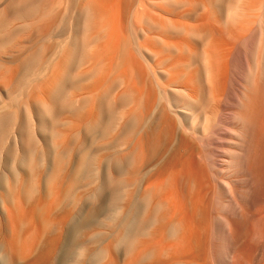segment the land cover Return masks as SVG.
Masks as SVG:
<instances>
[{
	"label": "rangeland",
	"instance_id": "obj_1",
	"mask_svg": "<svg viewBox=\"0 0 264 264\" xmlns=\"http://www.w3.org/2000/svg\"><path fill=\"white\" fill-rule=\"evenodd\" d=\"M263 19L264 0H0L1 258L50 264L76 204L99 203V170L123 188L105 213L144 203L153 225L128 253L120 223L93 227L86 256L260 264Z\"/></svg>",
	"mask_w": 264,
	"mask_h": 264
},
{
	"label": "bare ground",
	"instance_id": "obj_2",
	"mask_svg": "<svg viewBox=\"0 0 264 264\" xmlns=\"http://www.w3.org/2000/svg\"><path fill=\"white\" fill-rule=\"evenodd\" d=\"M9 1V0H8ZM22 1V0H21ZM162 1H167V0H162ZM109 2V1H108ZM21 3V2H20ZM35 5V4H34ZM29 6V5H28ZM27 6V8H28ZM244 7V6H243ZM10 8V7H9ZM27 8L25 9H17L18 12L20 11L21 14H27ZM90 10V9H89ZM15 11V10H14ZM32 11V10H31ZM34 11V10H33ZM38 11V10H37ZM17 12V11H15ZM89 12V11H88ZM32 13V12H31ZM30 13V14H31ZM20 14V13H19ZM89 14V13H88ZM18 16V15H17ZM50 16V15H49ZM22 17V16H21ZM264 21V19H263ZM264 26V25H263ZM1 34V33H0ZM2 36V35H1ZM6 39L7 37H3L0 39V43H4L6 42ZM113 43V42H112ZM82 48V47H81ZM85 49V47H84ZM141 49V48H140ZM86 50V49H85ZM91 51V50H90ZM2 52V51H1ZM79 52V51H78ZM81 52V51H80ZM79 52V54H80ZM85 53V52H84ZM83 54V53H82ZM1 57V56H0ZM4 57V55H3ZM6 58V57H5ZM4 58V59H5ZM41 60V59H40ZM3 62V61H2ZM72 79V78H71ZM74 82V81H73ZM30 83V82H29ZM7 90V89H6ZM60 93V92H59ZM66 93V92H65ZM64 93V94H65ZM64 96V95H63ZM111 108V107H110ZM109 107H106L105 108V113L107 114V116H111L113 114V109L111 110ZM58 116V115H57ZM105 116V115H104ZM58 118V117H57ZM113 118V117H112ZM11 119V118H10ZM107 120V119H106ZM151 120V119H149ZM9 119L7 116L2 115L0 114V133L2 132H5L6 129L9 127V125L11 123H9ZM109 123V122H108ZM248 123V122H247ZM257 125V124H256ZM11 128V127H10ZM257 129V128H256ZM9 130V129H8ZM7 130V131H8ZM27 130V129H26ZM107 130V128H106ZM127 131V130H126ZM254 131V130H253ZM23 132V131H22ZM104 132V131H103ZM248 132V131H247ZM105 133V132H104ZM254 133V132H253ZM256 133V132H255ZM252 134V132H251ZM250 134V135H251ZM1 135V134H0ZM253 136V135H252ZM257 136V135H256ZM254 137V136H253ZM29 138V136L27 137ZM30 139V138H29ZM252 139H255V138H252ZM248 140V139H247ZM252 141V140H251ZM1 142V141H0ZM250 143V142H249ZM253 143V142H252ZM241 147V146H240ZM261 148V147H260ZM243 150V149H242ZM253 152V150H252ZM10 153V152H9ZM252 154V153H251ZM33 156V155H31ZM129 157V156H127ZM130 158V157H129ZM249 158V157H248ZM126 160L123 159V161H121L122 163H120V161H118L120 164H117L115 166L116 168V173L121 176L123 175L124 173L127 172L129 166H130V159L128 158H125ZM122 160V159H121ZM234 161V160H233ZM248 163V162H247ZM250 163V162H249ZM159 164V163H158ZM168 164V163H166ZM164 164V170H166V165ZM171 164V162L169 163ZM191 164V163H190ZM113 165V163H112ZM149 166L151 168V163H147L145 164V166ZM231 166V165H230ZM155 167V166H154ZM186 167V166H185ZM192 167V166H191ZM234 167H237V166H234ZM169 168V167H168ZM190 168V167H189ZM162 169V170H163ZM174 170V169H173ZM186 170V169H185ZM191 170V169H190ZM150 171H152L150 169ZM149 171V172H150ZM149 172L147 174H149ZM161 171H159L160 173ZM165 172V171H164ZM162 172V173H164ZM189 172V171H188ZM146 174V175H147ZM146 175L144 177H146ZM157 176H160V174H156ZM94 176H100L101 179H102V182L99 183V186L101 184V187L99 188L98 190V193H97V197L99 199V203L95 205L96 201L94 202V206L93 207H90L87 208L85 207L81 202V204H76V207L74 208V211H73V215L68 223V225L66 226L63 234L64 236L62 235V241L60 242L59 246H58V252H57V255L54 256V258L52 259V262L50 264H81L84 262V264H100L102 263L101 262V257L104 255L105 252H102L100 253V255L102 254L101 257L96 256V257H88L86 256V252L83 251V248H82V245L81 244V240H79V237L82 236L87 230L93 228V227H105V226H110V227H113L114 225H121L122 229L125 231L123 232L125 235H124V238H123V242H122V249L123 251L127 252L131 250L132 246L134 243H136V241L138 242V240H140L142 237L145 236L146 232L151 228V223L144 217L145 214H143V209H144V203L142 204H139V206L136 208L135 212L132 213V215H129V216H125L123 215V211L121 210H116V212H112L110 213V215H107L105 213V211L103 210V207H102V204H101V201L104 197V195L109 192L112 197L116 194H119L121 193L122 189L121 188H118L117 186H115L114 184V179H112L110 176H108L104 171L103 172H99V170L95 172H92L90 174H88V177H94ZM156 176V177H157ZM95 177V178H96ZM116 177V176H115ZM151 177V174L150 176L147 178L149 179ZM119 178V177H118ZM117 178V179H118ZM92 179V178H91ZM116 179V178H115ZM146 179V178H145ZM144 179V180H145ZM190 180V179H189ZM151 181V180H150ZM143 182V181H142ZM149 182V181H148ZM152 182V181H151ZM118 183V182H117ZM127 193V192H126ZM96 196V195H95ZM10 197V196H9ZM27 196L26 195V199H27ZM92 197V196H90ZM94 197V196H93ZM111 197V198H112ZM145 198L144 197V200H142L143 202L145 201ZM91 198H89L90 200ZM94 199H96V197H94ZM110 199V198H109ZM147 199V198H146ZM14 202H15V199H13ZM88 200V199H87ZM88 200V201H89ZM97 200V199H96ZM105 200V199H104ZM91 201V200H90ZM98 201V200H97ZM9 203H12V198L10 197V199L8 200ZM148 202V201H147ZM3 205L6 206V203L5 201L3 200L2 201ZM15 205V204H14ZM74 207V206H73ZM123 207V206H122ZM132 207V206H131ZM146 207V206H145ZM7 209V208H6ZM8 210V209H7ZM262 214V213H261ZM127 215V214H126ZM21 216V215H19ZM229 216V215H228ZM264 216V215H263ZM24 217V216H23ZM25 218V217H24ZM23 218V219H24ZM226 218V217H225ZM228 218V217H227ZM264 218V217H263ZM19 219V218H18ZM149 219V218H148ZM20 220V219H19ZM101 220H104L103 222ZM152 220V219H151ZM150 220V221H151ZM260 220H263L262 218ZM21 221V220H20ZM32 221V220H31ZM110 222H112L113 224H110ZM230 223H231V220H230ZM263 223V222H262ZM232 224V223H231ZM230 224V225H231ZM112 225V226H111ZM233 227V224L232 226ZM122 230V231H123ZM116 232V231H115ZM197 234V233H196ZM170 236V235H169ZM196 236V235H195ZM263 236V235H262ZM83 238V237H82ZM193 238V237H192ZM259 238V237H258ZM81 239V238H80ZM121 245V244H120ZM264 246V245H263ZM212 247V246H211ZM189 248V247H188ZM214 248V247H213ZM264 249V247H263ZM190 250V249H189ZM53 251V250H52ZM214 251V250H213ZM53 253V252H52ZM56 253V252H55ZM2 254V250H1V247H0V264H15V260L14 261H11V262H8L7 260H4L3 258H1V255ZM89 254V253H87ZM94 253L91 254V256H93ZM99 254V253H98ZM216 254V253H215ZM260 254L262 255L261 257V262L260 264H264V251L260 252ZM95 256V255H94ZM206 256V255H205ZM260 256V255H259ZM87 257V258H86ZM244 257V256H243ZM103 258V257H102ZM103 261V259H102ZM259 261V260H258ZM155 262V261H154Z\"/></svg>",
	"mask_w": 264,
	"mask_h": 264
}]
</instances>
